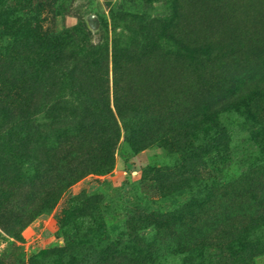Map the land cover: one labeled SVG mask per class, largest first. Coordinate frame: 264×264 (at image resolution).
Wrapping results in <instances>:
<instances>
[{
	"label": "trees",
	"instance_id": "16d2710c",
	"mask_svg": "<svg viewBox=\"0 0 264 264\" xmlns=\"http://www.w3.org/2000/svg\"><path fill=\"white\" fill-rule=\"evenodd\" d=\"M180 2L185 24L201 33L210 32L222 42L229 35L224 20L250 7L246 0H211L208 4L203 0H176L172 17L179 14ZM255 3L253 10L263 12L264 0ZM167 35L180 43L169 52L164 50L167 54L186 58L196 71L203 68L186 87L181 85L180 65L157 58L158 43L151 37L140 39L136 46L113 45L111 81L102 57L88 58L66 48V41L47 43L37 38V69L17 66L15 75L6 74L9 80L2 83L0 48L2 134L17 132L23 141V154L31 157L24 165L2 170V229L19 237L20 230L36 215L52 208L74 181L88 172H108L121 129L123 142L132 150L152 143L172 151L178 148L179 165L196 173L193 183L197 191L168 210L152 211V228L146 234L126 239H79L64 245L71 256L57 264H165L174 256L183 264H254V258L264 254V188L259 191L253 187L245 174L219 183L204 180L200 173L205 155L227 145L228 132L220 113L227 109L256 110L264 101V86L253 82L250 89L235 90L223 70L212 68L223 56L222 51L206 44L194 51L183 41L182 34ZM204 63L209 67L205 68ZM200 78L206 84L215 81L222 91H231L232 97L211 105L201 104L189 112L198 98L194 95ZM55 90L74 97V112L50 141L49 136L41 134L43 125L34 117L42 107L49 111L45 106ZM68 99L56 98L54 103L69 102ZM182 140H187L186 148ZM81 159L85 161L82 166L73 164ZM258 171H263L260 182L264 186V168ZM153 175L160 189L162 186L161 193L173 190L176 182L165 172L155 170ZM77 218L70 212L63 223L77 229L79 235L93 237L98 233V229L81 228ZM47 252L38 249L29 264H52Z\"/></svg>",
	"mask_w": 264,
	"mask_h": 264
},
{
	"label": "rangeland",
	"instance_id": "374dc122",
	"mask_svg": "<svg viewBox=\"0 0 264 264\" xmlns=\"http://www.w3.org/2000/svg\"><path fill=\"white\" fill-rule=\"evenodd\" d=\"M203 1L208 4L211 0ZM246 1L249 8L224 20L229 35L222 42L217 41L210 32L201 33L185 24L181 11L183 2H180L179 14L172 17L176 0H0L2 83L9 80L6 74L15 75L14 68L17 66L37 69L40 62L37 58L40 50L37 38L47 43L52 40L66 41V48L88 58L97 60L102 57L107 63L111 81L113 45L136 46L140 39L151 37L158 43L157 58L180 65L183 76L181 85L186 87L192 83V76L196 72L201 74L203 68L199 67L196 71L194 64L191 65L186 58H174L166 53L180 44L175 37L167 35L171 33L175 36L182 34L185 37L183 41L193 46L194 51L200 49V44L222 51L223 56L217 58L212 68L214 71L223 70L235 90H246L253 82L263 87L264 10L256 13L253 10L255 0ZM204 65L205 68L209 67L207 63ZM196 87L197 95L194 96L198 98L189 112L197 110L201 104L211 105L222 98L232 97L231 91H222L215 81L206 84L200 78ZM56 98L70 100L56 104ZM74 100L66 91H56L45 106L49 111H44L42 107L35 115L34 121L43 125L41 134L49 136L48 140L51 141L72 119ZM220 114L229 139L222 150L210 151L205 155L201 177L222 183L245 174L253 187L263 190L260 182L263 171L258 170L264 168V101L256 110L227 109ZM0 128L2 181L5 167L24 165L31 157L23 154V141L17 132L2 134V125ZM181 143L184 148L189 145L187 140ZM178 156V148L172 151L159 143L132 150L123 142L120 129V137L113 151V165L108 172H88L74 181L62 191L52 208L36 215L20 230L19 237L2 229L0 222V263L29 264L31 255L43 248L48 251L51 263L57 264L71 256L64 245L79 239H126L146 234L152 228L149 218L152 211L168 210L197 191L193 183L196 173L181 167ZM82 160L73 164L82 166L85 163ZM155 170H162L170 180L176 182L172 191L168 193L164 189L161 193L162 186L160 189V184L153 178ZM70 212L78 217L81 228L86 226L88 231L98 229V233L93 237L77 234V229L63 223ZM253 261L254 264H264V254L256 256ZM165 264L183 263L174 256L168 258Z\"/></svg>",
	"mask_w": 264,
	"mask_h": 264
}]
</instances>
